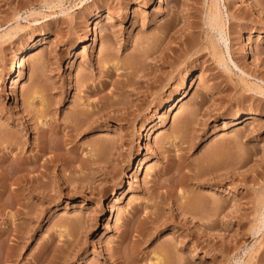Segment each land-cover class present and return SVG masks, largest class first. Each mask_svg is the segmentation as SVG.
I'll use <instances>...</instances> for the list:
<instances>
[{"label":"rangeland","instance_id":"obj_1","mask_svg":"<svg viewBox=\"0 0 264 264\" xmlns=\"http://www.w3.org/2000/svg\"><path fill=\"white\" fill-rule=\"evenodd\" d=\"M0 264H264V0H0Z\"/></svg>","mask_w":264,"mask_h":264},{"label":"bare ground","instance_id":"obj_2","mask_svg":"<svg viewBox=\"0 0 264 264\" xmlns=\"http://www.w3.org/2000/svg\"><path fill=\"white\" fill-rule=\"evenodd\" d=\"M212 8L209 10V13H208V23L210 24V25H212V26H214V25H216V23H217V18H218V13H217V11L215 10V5L213 6H211ZM18 16V14L16 15V17ZM4 33V32H3ZM5 34V33H4ZM3 36V35H2ZM244 52H243V54L244 53H247L246 52V49L245 50H243ZM24 57H25V55H24ZM24 58L22 57L21 58V60H20V62H19V67L20 68H22L23 67V65H24ZM23 69V68H22ZM21 70V69H20ZM180 100H181V98H180ZM36 105V104H35ZM40 106V105H39ZM38 109H41L40 107H38ZM77 110V109H76ZM78 111V110H77ZM83 112V111H82ZM77 116V115H76ZM78 117V116H77ZM76 117V118H77ZM50 146V145H49ZM38 149V148H37ZM39 150H41L40 152H42V154H46V152H48L49 153V150L47 149V147H44V146H42V148H39ZM62 154V153H61ZM60 158V157H59ZM52 157L51 156H46L45 157V159H44V163H42L43 164V166L45 167V174L46 175H48V172H46L47 170H49L50 168V162L52 161ZM56 159V158H55ZM18 166V165H17ZM14 173V172H13ZM38 175V174H37ZM40 175H41V173H40ZM36 177V176H35ZM47 177H49V175L47 176ZM36 178H38L39 179V176H37ZM41 178V177H40ZM161 260V259H160ZM155 261H158L159 262V260H155ZM153 263V262H152ZM160 263H161V261H160Z\"/></svg>","mask_w":264,"mask_h":264}]
</instances>
